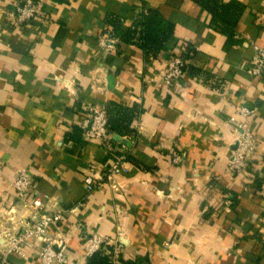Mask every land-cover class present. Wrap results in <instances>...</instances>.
Segmentation results:
<instances>
[{"label": "crops", "instance_id": "0c3cea01", "mask_svg": "<svg viewBox=\"0 0 264 264\" xmlns=\"http://www.w3.org/2000/svg\"><path fill=\"white\" fill-rule=\"evenodd\" d=\"M234 1L243 11L227 46L197 0H0V214L16 205L10 183L24 169L49 209L67 212L51 235L65 246V264H86L93 235L119 247L115 264H264V76L246 72L255 47L264 49V0ZM25 2H37L47 21L12 27L6 10ZM141 8L172 27L164 49L147 56L118 40L104 56L107 16L121 18L126 33ZM179 49L183 77L161 92L154 75ZM108 102L138 106L133 135L67 140L83 105ZM240 106L255 110L258 188L226 168L237 136L228 119ZM120 152L130 160L115 190L85 193L89 167ZM2 246L0 238V255ZM39 249L25 247L8 264H42Z\"/></svg>", "mask_w": 264, "mask_h": 264}, {"label": "built area", "instance_id": "2783aa9c", "mask_svg": "<svg viewBox=\"0 0 264 264\" xmlns=\"http://www.w3.org/2000/svg\"><path fill=\"white\" fill-rule=\"evenodd\" d=\"M145 12V8L139 10V14ZM5 17L12 27L42 25L47 21L46 15L37 2L14 4L6 10ZM98 42L103 55L107 56L116 49L118 39L102 36ZM176 51L174 54H170L163 68L154 75L153 81L161 92L174 88L183 77L184 49ZM246 72L253 78L264 76L263 48L255 47L254 54L247 63ZM254 115L255 110L250 106H240L228 119V123L233 125L237 132L226 166L227 172L231 176L243 175L246 179L252 180L257 174V169L253 166L254 155L257 150V137L250 126L251 118ZM78 128L84 141L97 140L106 144L110 140L111 133L107 130V117L103 106L83 105ZM139 129L137 126V130ZM127 156V153L120 152L102 168L90 166L83 179L85 193H91L102 185H109L115 190V178L124 170L128 161ZM171 158L174 164H179L182 161V156L175 152H172ZM10 186L14 190L17 203L15 208L12 207L0 214V238L3 240L0 264H8V258L11 255H19L25 247L37 244L40 246L38 258L42 264H65V246L62 242L53 240L51 235L54 232H59L60 224L64 221L67 213L66 210L59 207L54 208V210L49 209V201L35 191L33 176L27 170L21 169L11 181ZM231 205L232 198L229 195L224 196L221 200L222 209L227 210ZM16 209L23 211L17 217L15 216ZM6 223L9 225H5ZM87 244L88 255L99 250L101 246L111 247V250L106 251L105 254L112 264L117 261L119 247L115 243L93 235Z\"/></svg>", "mask_w": 264, "mask_h": 264}, {"label": "trees", "instance_id": "16d2710c", "mask_svg": "<svg viewBox=\"0 0 264 264\" xmlns=\"http://www.w3.org/2000/svg\"><path fill=\"white\" fill-rule=\"evenodd\" d=\"M197 3L208 13L211 29L226 38L227 46L232 45L234 43V26L243 11V7L234 0L228 3H224L222 0H197ZM107 20L112 27L109 37H115L125 44H133L143 54L153 57H156L164 49L172 29L169 23L153 10H146L145 13L139 14L131 29L126 33L121 31V18L108 15ZM103 107L106 112L109 133L119 136L133 135L132 122L140 113L137 105L128 106L127 104L108 102ZM80 137V130L74 129L67 140L79 141ZM127 160H130L128 156ZM257 179L256 176L253 178V181L256 182L255 188L260 186V180ZM110 250L111 247L109 246H101L99 250L89 255L86 264H112L105 254L106 251Z\"/></svg>", "mask_w": 264, "mask_h": 264}, {"label": "water", "instance_id": "95a60500", "mask_svg": "<svg viewBox=\"0 0 264 264\" xmlns=\"http://www.w3.org/2000/svg\"><path fill=\"white\" fill-rule=\"evenodd\" d=\"M113 138H114L115 140H119V139H120L119 136H118L117 134H114V135H113Z\"/></svg>", "mask_w": 264, "mask_h": 264}]
</instances>
